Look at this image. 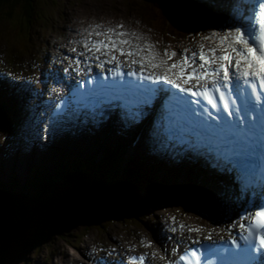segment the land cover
I'll list each match as a JSON object with an SVG mask.
<instances>
[{
	"label": "snow or ice",
	"instance_id": "snow-or-ice-1",
	"mask_svg": "<svg viewBox=\"0 0 264 264\" xmlns=\"http://www.w3.org/2000/svg\"><path fill=\"white\" fill-rule=\"evenodd\" d=\"M249 3L251 4L249 14L244 16L243 11L240 12V17L247 24L246 28L237 26L222 33L212 32L204 39L212 40L213 43L218 41L215 47L206 51L204 44H200L198 53L193 52L191 57L183 54L179 60L171 64L168 62L177 56L175 51L165 49L161 55L151 42H146L143 45L134 43V41H142L145 38L139 33L121 30L124 28L123 24L105 31L93 30L89 36L95 35L103 37V39L85 40L83 46L89 52L108 57L98 65L101 68L105 63H118V57L114 53H119L120 56L131 58L133 65L140 66L139 73L133 70L130 75L135 76L138 80L151 81L153 84L171 85L173 89L178 90V92H172L167 88H146L137 102L141 109L150 107L157 93L166 92L168 97L165 101V118L172 115L177 107H183L193 118L206 114L213 120L222 119L219 116H213V113L205 105H201L200 100H203L206 101V105H210L211 109H215L217 112L220 111V105H222L227 117H237L236 120L224 119V121L227 120L232 124L238 122L239 126L243 128L249 122L255 123L256 110L264 109V104L257 105L254 102V98L258 99L260 96L257 87L264 89V0H250ZM97 27L100 26L97 25ZM135 57H139V59H135ZM95 59L100 60V55H96ZM75 63L80 64L81 61L77 59ZM161 68H164L162 73L148 72L147 75L145 74L147 69ZM117 74L121 77L124 75L123 72ZM83 86V83H78L77 90L79 91ZM226 92L228 95L234 92L237 94L231 103ZM180 93L186 95L181 96ZM189 97L195 99H188ZM236 99L243 102V109L236 107L233 112L232 106L236 104ZM177 101L181 103L177 104ZM242 111L243 115H241ZM216 125L220 126L219 123ZM241 219L249 221V223L246 225L241 222L239 227L245 230L252 240H258L260 249H264V206L244 215ZM183 227L181 225V228ZM192 231H199V229H192ZM242 239L245 241L243 247L237 242V239L233 238L230 243L235 248L231 247V249L250 256L264 255V252H261L260 255L256 254V245L248 237H242ZM145 247L150 248L152 245L146 244ZM176 251L173 250L174 253ZM189 256L193 258L194 264H201L202 256L194 249L181 254L179 260L171 261L170 264H193V261L189 260ZM203 258L206 261H210L211 258H206L205 249ZM129 259L133 264H144L145 261L144 256L130 257Z\"/></svg>",
	"mask_w": 264,
	"mask_h": 264
},
{
	"label": "rangeland",
	"instance_id": "rangeland-1",
	"mask_svg": "<svg viewBox=\"0 0 264 264\" xmlns=\"http://www.w3.org/2000/svg\"><path fill=\"white\" fill-rule=\"evenodd\" d=\"M144 2L145 1H143V0H37V2L35 4V9H36V14H38L39 17H35V19L32 21V23L28 22L27 19L21 20L20 22H18V21H14L13 19L10 18L9 19L10 21H9L8 17L7 18L5 17V21H4V19L0 16V24H4V23L8 22L7 24H10L9 27H12V25L19 26L18 24H21L22 27L25 29H29L31 31L38 32L39 33L38 35L36 34V35L31 36V40L35 43V46L38 48V46L41 43V36L48 34V31L45 28H52L54 26L56 20H60V19L64 18V13H66V16H67L68 12L66 11V9H68L69 11H73L74 9H78L79 13H82V10L85 7H89L91 10H94L96 13L101 14V13H103L102 10L104 8H106V6L109 7L110 5L117 4V5H121L124 7V5H126L127 10L129 9V14H128L129 16L131 15L133 17H138V16H144L145 17L146 14H148V13H146V11H142L141 8H146V10L149 11V14H150L149 17L152 20L155 27L151 28V29H147L149 31H144V32H142V34H140L144 38H145V36L148 37L147 39H144L145 42H151L155 45L156 42L160 41L155 36V35H158L161 38V41H165V42H163V44L165 46L171 45L172 44L171 42L176 44L177 41L179 40L177 38L182 37V34L175 29H174V32L170 33L169 32V28H171L170 25H166V24L162 25L158 19V15H157L156 11L154 9H150L147 7V6H149V4L150 5H156V6H157V4L144 3ZM130 7L136 8L137 11L130 9ZM99 9H100V11H99ZM16 12H17L16 16L21 17V14H18L19 10H16ZM16 12H14V13H16ZM135 13H137V14L132 15ZM117 16H119V17H117L116 19H118V18L122 19V17L126 18L123 15H117ZM197 23H198V21H197ZM197 23H193V24H191V26L192 27L200 26ZM52 30H54V28ZM150 30H152V31H150ZM16 31H17V29H16ZM8 35H10V34H8ZM20 37L21 36H20V34H18V31H17V33L13 36V38H11L12 40H9L10 36H7V39L9 42L13 43L17 47L23 46V48H25V45L27 44V42L25 43V37L23 36L24 43H22V44L19 40ZM33 42H30V43H33ZM26 49H29L28 44L26 45ZM3 50H4V48L0 49V52ZM162 54H163V52H162ZM24 57L25 58L27 57L26 54H24ZM0 143H1V141H0ZM63 151H64V154H67L70 150H63ZM7 155L8 154L1 153V151H0V168H2L6 164L7 161H5L3 157H7ZM131 158H132L131 162L133 163L134 157H131ZM124 159L126 160L129 158L124 157ZM140 165L142 167L143 166L146 167L143 164H139L138 166H140ZM138 166L136 165L137 168H138ZM146 168L148 171L154 170L152 168V166H150L149 164L147 165ZM5 171L3 169H0V174H2V173L4 174L3 178L5 180H7V182H4V183H6V185H8V183H9L8 181H12L13 178H11V173H10V176H8L7 174L5 175ZM8 171H6V172H8ZM147 173H149V172H146V174H145L146 177L139 176L140 181H142L146 186H149V185H147L149 183H158V181L161 179V178H156V179L152 180V179H150V176ZM28 175L25 171L24 175L17 176V177L13 176V177H14V179L17 180V178H19V177L26 178ZM35 178H37V177L34 175V179ZM34 179H32V180L35 182H31L30 188L25 187V186H28L27 184H23L24 185L23 186L22 184L17 183L18 187H15V189L13 190V189L9 188L8 186L3 185L4 194H2V195H6V197H4L3 201L0 200V244L8 242V244L10 245V246H8L9 252H7V249H6V252L8 253L5 256L6 264H45L47 259L49 260L48 264H52V263L54 264V262L58 261L59 256H62L59 259L61 261L57 262L59 264L61 262L64 263V261H62L63 258L66 256L69 257L70 255L71 256L74 255V257L73 258L69 257L70 259L66 258L67 260H65V261L67 263L71 260H72V262H69V264H71L73 262L79 263L81 260H83L82 256H84V254L82 252L81 253L82 256H81L80 253L78 252V249L80 248L82 250L81 244H83L84 246L87 244V246H88L92 243V241L94 240V237H91L90 239H88L91 234L95 237L100 235L101 238L109 237V236L115 234V236H118V235L120 236L119 240H122L124 238V236L127 235V237L130 240L136 241V242L140 241V237L146 238V234L148 236V239H149V237H153V234L150 233V229L154 225L155 220L154 221L152 219L145 220V219H143L144 216H142L141 213L144 214L145 216H147V214L149 216V215H152L154 213H151L150 211H147V212L140 211V209H139L141 205H143V206L149 205V201H148L149 197L144 196V193H140L139 197L138 196L136 197L135 195H133V198L134 199L136 198L135 200H137V202H139L140 205H136L137 207H139L138 209L135 206V211H136L137 215L130 213L129 216H127V217H125V219H123L125 221L127 220V223H123L124 228H122V227L117 228L116 226H113L114 228L110 229V226L109 227L107 226L106 230H103L102 228H100V225L95 226L94 225L95 223L89 224L84 220L82 221V219H83L82 215L76 216V214H74V212L70 213L68 209L65 210V207H63V205H62V204H64L63 200L65 198H67V193H66L65 189H63L62 191L57 190L55 192L53 190H50L48 192L49 195L47 196V198H42L41 200H39V198L35 195L36 192L34 191L35 188L38 187V185L36 183L37 180H34ZM108 180H112V179L109 178ZM1 182H3L2 178L0 179V185H2ZM182 189H180V191H182ZM37 192H38V190H37ZM157 192H158V195L161 193L160 188L156 189L154 187L152 193L156 194ZM167 192H169V190H167ZM42 193H44V192L41 191V194ZM45 195H46V193H45ZM50 201H52V202H50ZM160 201L162 203L163 199H160ZM167 201L172 203V204L175 203L176 205H182L181 202L176 201V200H174V202H173V201H171V199L170 200L168 199ZM7 202H9V205L7 204ZM154 207L156 208V205ZM119 208L121 210V205L119 206ZM125 210L126 209L123 206L122 211H124L125 213H129V211H125ZM142 210H146V207H144ZM24 212H25V215L28 216V218H27V216H24V218L22 219L21 215ZM159 212H161V211H159ZM179 212L190 214L191 212H193V210L190 208L188 211L186 209H180ZM41 213L56 214L58 219L60 218L59 216H61L62 218H64L63 219L64 220L63 223H65L64 227H61L59 229V232H57V233H49L48 229L46 230V228L40 227V225H39V223H40L39 215H41ZM198 215H201V214H197V216ZM74 216H76V217H74ZM26 218L29 219V221H30V224L28 223L29 228H28V230H25V232L19 238V236H15V233L20 232L19 228L24 226ZM109 218L115 219V216L109 215ZM128 218L130 220H140V221H135L138 224V226L136 227V224H135L134 227H132L131 221ZM141 219H143V220H141ZM202 220H204V219H202ZM148 221H151V222L147 223ZM107 223H109L110 225H117V224H114L110 221ZM202 223H203V221H202ZM58 225L59 224H57V226ZM149 226H150V228H149ZM156 226H153L152 231H157ZM57 229H58V227H57ZM141 229L144 230L145 232L141 233L140 232ZM125 232L127 234H125ZM144 233H145V236H144ZM39 234H40V237H39L38 241H34L35 237ZM16 235H19V233H17ZM71 242H73V243H71ZM142 244H144V243H142ZM5 248H6V245H5ZM1 249L2 248H0V250ZM52 252H56V254L50 255ZM56 256H58V258H56ZM67 263H65V264H67Z\"/></svg>",
	"mask_w": 264,
	"mask_h": 264
},
{
	"label": "trees",
	"instance_id": "trees-1",
	"mask_svg": "<svg viewBox=\"0 0 264 264\" xmlns=\"http://www.w3.org/2000/svg\"><path fill=\"white\" fill-rule=\"evenodd\" d=\"M36 2L37 0H0V16L5 21V17H8V19L12 18L16 10L22 9L25 13L23 17L29 18L30 20V18H34V15L36 14ZM21 18L22 16H19V19ZM1 25L2 24H0V26ZM66 165L68 164H65V167L56 173L55 176H57V179L44 177V180L38 181L41 183H37L38 187H36L34 191L36 192L35 195L39 198V200L47 198L49 195L48 192L54 189L53 182L56 181L57 183H60L62 190L65 189L67 193V198H63L64 204H62L63 207H65V210L68 209L70 213L74 212L76 216L82 215V221L84 220L89 224H103V221H105L109 215H114L116 217L120 213L124 212L122 211L123 206L126 209L125 211H128L126 206H129V204L132 203L131 197L134 194L133 191H135L137 187L139 188V185L136 186L134 183L122 182L120 186H114L115 184H112V186H110L112 188H106L103 183L106 179L95 174V171L92 172L93 165L91 162L74 163L68 168ZM108 179L109 178H107V180ZM41 191L44 193L41 194ZM7 204L9 205V202H7ZM120 205L121 210L119 208ZM125 214L126 216H129L128 213ZM24 216H27L25 215V212L22 213L21 218L23 219ZM39 217L40 223H38L40 227H44L46 230L48 229L49 233H57L61 227H64V218L61 216H59L60 218L58 219L56 214L41 213ZM27 218L24 226L19 228L20 232H17L19 235H16L17 233H15V236H19L20 238L25 230H28V223L30 224V221ZM57 224L59 225L57 226ZM39 237L40 234L35 237L34 241H38ZM6 243L0 244V248H2L0 250V264H6L5 256L8 254L7 252H9L8 246H10L8 242Z\"/></svg>",
	"mask_w": 264,
	"mask_h": 264
},
{
	"label": "bare ground",
	"instance_id": "bare-ground-1",
	"mask_svg": "<svg viewBox=\"0 0 264 264\" xmlns=\"http://www.w3.org/2000/svg\"><path fill=\"white\" fill-rule=\"evenodd\" d=\"M210 1H213V2H217V4H218V2H219V0H210ZM224 5H226V7L228 6L229 7V5L231 6V3H230V1H236V0H220ZM227 3H228V5H227ZM219 4H221L220 2H219ZM107 7V6H106ZM99 11H100V9H99ZM66 14V13H65ZM73 15H70V14H68L67 15V19H70L71 17H72ZM65 18V17H64ZM75 21V18H72L70 21H67V24H65L64 25V28H66L67 26H68V28H75L74 29V31H76V23H73ZM71 24H72V26H71ZM89 30H92L93 29V27H92V25H90L89 27ZM66 34H68V33H66ZM6 35V34H5ZM24 36V35H23ZM25 37V36H24ZM24 40V39H23ZM177 41V40H176ZM21 42V41H20ZM45 42H47V41H45ZM23 42H21V44H22ZM27 44H28V48L30 49V48H34V49H37V47L35 46V43L33 42V43H30V41H28L27 42ZM26 44V45H27ZM49 44V43H48ZM26 45H25V48H26ZM41 46H44L43 44H41ZM21 47H23V46H21ZM45 47H47V45L45 46ZM44 49V47L42 48V50ZM53 50H55V49H53ZM39 51V47H38V49H37V52ZM47 51V50H46ZM48 52V51H47ZM47 52H43L44 54H47ZM37 62H39L40 61V57H39V55H38V53H36V55H35V58H34ZM19 62H27L26 63V68H27V70L30 72L31 71V69L34 67V65H35V62L33 61V63L31 62V61H29L28 60V58L26 57H24V55H22L21 56V60H19ZM16 65H17V63H16ZM10 95H12V90H10ZM0 95L2 96V97H5L6 96V94H5V92H2V91H0ZM2 101H4L7 105L10 103V98L9 99H4V100H2ZM165 104V103H164ZM14 111L12 110V113H10V115H12V117H13V115H14V117H16L17 115L15 114V113H13ZM238 131V132H237ZM101 132H103V133H105L106 132V128L105 127H102V129L100 130V132L98 133V134H96L94 137H91V136H89V135H87L86 136V140L88 141V142H94V143H100V144H98V146L99 147H101V144H102V148H104V151L105 152H107V151H109V149H110V152H112V153H116V151H119L120 149H122L123 147H122V145H125V144H129L130 142H132V144H133V142L136 140V137H132L131 136V134L130 133H127V134H123V133H121V135H117V133H116V131H113V129H111V128H109L108 130H107V133H105V134H101ZM136 133H139V132H136ZM236 133H238V135H239V137H241L243 134H244V130L242 129V128H239V126L238 127H236ZM23 137H25L26 139H31V138H29L28 136H24L23 134H21ZM104 136H108L107 138L106 137H104ZM149 137H151V135H148ZM0 138H2V133H0ZM20 139H21V136H20ZM151 139H152V137H151ZM144 139H140V142H141V144H140V142L139 143H137L134 147H132L131 148V150H130V155L128 154V157L130 156V157H134V159H133V163L131 162L130 164L131 165H133V166H135L136 167V165L138 166L139 164H143V165H145L146 167H147V165L149 164V165H153V169H156L155 170V172L156 173H158V175H159V173H162V174H164V173H168L169 171H171L172 169H173V165L171 164V166H170V163L169 162H167V161H160V160H158V159H155V160H153V158L151 159V161L150 162H145L142 158H146V156L147 157H149L148 155H147V149H145V146L143 145V141ZM17 140L16 139H14V140H12V142H16ZM155 141V140H154ZM9 142H7V143H5V142H1L0 143V151H1V153H6V154H8L7 155V157H3L4 158V160L5 161H7L6 162V164L2 167V168H0V169H3L4 171L6 170V171H8V172H12L13 173V175H12V173H11V178H13V180L12 181H8L9 183H11V182H15V180L16 179H14V177L13 176H15V177H17V176H22V175H24V172L26 171V173H27V175L29 174V171H30V169H29V165L28 164H30V165H32V166H34V164H36V163H39L40 162V158H44V157H46V153L45 154H42L41 152H37V148H34L33 149V151L30 153V154H28V153H26V152H28L27 150H26V152L21 148V147H17V145H15V144H8ZM59 147H61L63 150H72L73 152L75 151V149H78V148H80V147H83V144L80 142V140H78L77 141V139H71V140H68V141H65L64 143H62V144H60V146ZM107 150V151H106ZM37 152V153H36ZM121 153H123L122 151L121 152H119L118 154H115V157L116 158H106V159H119L120 160V162L118 163V165L120 166V167H124V164L121 162V158H123L124 159V157H121V155H119V154H121ZM125 154V153H124ZM23 160V161H22ZM138 160V161H137ZM22 161V162H21ZM156 161L158 162L159 161V163H162L163 165H164V167L163 166H160V164L159 163H156ZM158 167V168H160V170L159 169H157V168H155V167ZM168 167H170V168H168ZM137 168V167H136ZM128 169H130V167H128ZM138 169L141 171V172H144L145 171V173L147 172V170L145 169V168H143L141 165L140 166H138ZM5 171V175L7 174L8 176H10V173H7ZM93 171H95V170H93ZM96 172V171H95ZM99 173V172H98ZM172 176H171V178H176V180L177 179H179L180 178V176H178L177 177V175L172 171ZM105 179H106V181H107V178H111V173L109 172V171H105ZM2 177H4V174L2 173V174H0ZM138 177H139V175H137ZM144 177H146V175L144 176ZM30 178L31 179H34V175H31L30 176ZM125 178H127V177H125ZM211 178H212V180H215V179H217V177L215 176V175H211V177L209 178V177H207V173L204 171V177H203V179H202V183H200L199 184V186H201V187H203V186H205V187H207V186H209L210 185V183H211ZM35 179H37V178H35ZM136 179H137V177H131V180L130 181H136ZM139 180H140V178H138ZM176 180H175V182H176ZM2 181L3 182H1V184L2 185H6V183H4V182H7V180H5L4 178H2ZM17 181V180H16ZM124 181H126V180H124ZM219 181L220 180H218V183H219ZM9 183H8V185H6V186H8L9 188H11V189H15V187H18V184L16 183V184H13V185H9ZM144 184V183H143ZM147 185H149V187H151V186H159V188H161V189H163L164 188V184H162L160 181H158V183H149V184H147ZM221 185V184H220ZM31 186V185H30ZM112 186V185H111ZM114 186H120V184H115ZM30 188V187H29ZM182 191H185L184 189H186L187 191L189 190V187H185V186H182ZM10 189V190H11ZM36 189V188H35ZM207 189V191L209 190V188L207 187L206 188ZM219 189V188H218ZM217 191V190H216ZM222 191V190H221ZM156 195L157 194H155L154 196L156 197ZM229 195V194H228ZM149 197V205L147 206V207H149V206H152V207H154L156 204L152 201V195L151 196H148ZM170 200V199H169ZM172 201V200H171ZM161 205L163 206L164 205V207H166V206H168L167 208H171L170 206H171V203L170 202H162L161 203ZM228 205H230L231 206V208H233L234 206H235V204L234 203H228ZM172 207H173V204H172ZM174 207L175 208H177V209H189L190 207L187 205V206H181V207H183V208H180L178 205H176L175 203H174ZM225 210V209H224ZM160 211L161 212H164V209L162 208V209H160ZM166 211V210H165ZM188 211V210H187ZM130 213H132V212H130L129 211V213L128 214H130ZM133 214V213H132ZM197 214H200V213H197ZM202 219H204V217L201 215V217H200V215H198V221L201 223V225L202 226H204V224L202 223ZM147 224V223H146ZM137 227V226H136ZM149 228H150V226H149ZM138 231V230H137ZM140 232L142 233V232H145L144 230H140ZM157 231H152V234H155ZM160 233H158V235H159ZM129 236V235H128ZM144 236H145V233H144ZM84 238V237H83ZM151 238V240H153V237H150ZM140 241H144L143 243H150V240L148 239V236H147V234H146V238H143V237H140ZM145 241H147V242H145ZM155 241V240H154ZM154 241H152V242H154ZM151 242V243H152ZM86 243V242H85ZM89 243V242H88ZM150 243V244H151ZM82 245V244H81ZM86 247L85 248H82V252H83V254H84V256H82L83 257V260H81L79 263H77V262H73V263H71V264H89V261H87V257H90L91 255H92V253L93 252H90V253H88V248H87V244L85 245ZM89 246V245H88ZM147 251H149L150 252V250H147ZM95 252V251H94ZM56 254V252H52L50 255H55ZM66 257H68V256H66ZM74 257V255L72 256V257H70V258H73ZM56 258H58V256H56ZM55 258V259H56ZM89 260V259H88ZM159 260H160V257H158V258H155V262H159ZM69 262H72V260L71 261H69ZM69 262L67 263L66 261H64V263H67V264H69ZM2 264V263H1ZM53 264V263H52ZM54 264H58L57 262L55 263L54 262Z\"/></svg>",
	"mask_w": 264,
	"mask_h": 264
},
{
	"label": "water",
	"instance_id": "water-1",
	"mask_svg": "<svg viewBox=\"0 0 264 264\" xmlns=\"http://www.w3.org/2000/svg\"><path fill=\"white\" fill-rule=\"evenodd\" d=\"M143 1H147L150 3H156L157 2V0H143ZM165 1L168 3V5L175 6V2H173V0H165ZM106 220H108V219H106Z\"/></svg>",
	"mask_w": 264,
	"mask_h": 264
}]
</instances>
